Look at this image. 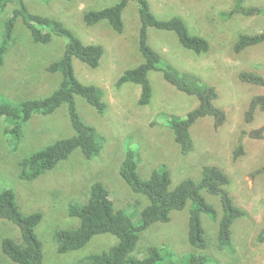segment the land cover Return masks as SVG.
I'll list each match as a JSON object with an SVG mask.
<instances>
[{"label":"rangeland","instance_id":"374dc122","mask_svg":"<svg viewBox=\"0 0 264 264\" xmlns=\"http://www.w3.org/2000/svg\"><path fill=\"white\" fill-rule=\"evenodd\" d=\"M117 1L24 0L32 12L55 17L84 42L103 46L104 52L96 67H89L76 58L72 61L74 74L79 80L102 88L103 100L107 104L103 114L96 112L81 96H74L78 114L95 128L102 147L90 158L75 150L53 169L32 180H22L18 176V162L22 158L58 137L72 133L67 107L63 104L53 113L33 114L22 126L19 137L8 130L14 123L1 118L0 191H12L21 212L41 213L35 233L42 245V264H86V255L114 245L116 236L97 234L80 249L58 253L55 232L78 224L77 217L71 216L68 208L71 204L83 205L95 181L102 182L109 190L114 207L123 209L132 222L138 224L140 211L148 200L131 191L119 175L121 161L128 149L135 153L141 177L147 178L154 169H166L171 187L186 178L197 179L202 163L215 164L229 177L227 189L232 200L248 212L246 217L236 219L231 226L234 252L216 247L217 224L204 213L200 215V221L209 244L205 249H193L189 245L190 202H187L183 209L170 212L169 221L155 222L141 231L130 254L142 256L147 247L153 246L161 249L162 259L158 264H183V256L189 253H209L212 258L208 256L206 264H264V242L253 241L264 226V173L250 176V172L264 162V139L245 138L244 154L233 157L239 131L264 123V111H257L248 126L242 119L249 98L257 93L264 94V87L241 82L237 77L241 70L264 75V42L238 53L233 51V44L239 32L263 30L264 15L234 13L224 19L232 0H147L156 17L180 16L190 34L207 39L209 50L197 55L183 48L172 31L147 30L148 45L179 70L193 73L213 85L218 94L214 104L227 113L226 122L219 128H214L212 119L199 118L190 127L193 149L182 154L167 115L183 117L196 106V98L178 91L156 70L148 73L152 93L148 104H138V84L125 82L116 85L125 69L141 61L137 48L140 25L137 0L127 1L122 12L121 32L115 31L106 21L92 25L83 22V12ZM244 4L264 6V0H245ZM15 26V41L0 66V102L9 104L42 98L57 88L60 76L46 72L45 66L62 55L68 41L66 37L53 36L47 44L35 43L19 21ZM201 193L206 201L221 211L215 196L204 191ZM19 235L18 228L11 221L0 219V241L5 237L17 239ZM0 264L15 263L0 250Z\"/></svg>","mask_w":264,"mask_h":264},{"label":"trees","instance_id":"16d2710c","mask_svg":"<svg viewBox=\"0 0 264 264\" xmlns=\"http://www.w3.org/2000/svg\"><path fill=\"white\" fill-rule=\"evenodd\" d=\"M128 0H119L109 6L99 9H89L83 12L82 19L87 25L106 21L115 31L123 30L122 12ZM139 30L137 48L141 61L134 67L127 68L119 76L116 85L132 82L140 86L138 104L145 105L151 99V86L148 73L151 70L160 71L163 78L178 91L194 96L197 104L187 111L183 117L174 114L167 115L174 140L180 152L187 154L193 149L190 127L199 119H212L214 128H219L227 120L226 110L214 104L218 98L213 85L200 79L199 76L181 71L172 63L163 59L147 43L148 28L172 31L180 45L200 55L209 50L206 38L190 34L184 20L180 16L161 19L150 10L147 0H137ZM245 0H232L231 7L226 10V17L234 13L245 16L264 15V6L244 4ZM19 21L28 31L31 40L39 44H47L53 36L66 37L62 55L50 61L45 71L60 76L56 89L42 98L24 99L9 104L0 102V119L4 118L14 123L8 130L19 137L22 126L33 114H50L63 104L66 105L72 133L60 136L53 142L25 156L19 162L18 176L22 180H32L53 169L59 162L80 150L84 157L90 158L101 149L97 132L94 127L85 123L78 114L74 96H81L96 112L103 114L107 104L103 100L102 88L79 80L73 70V58L80 60L89 67H96L103 55L102 45L84 42L55 17L32 12L24 0H0V66L4 62L8 48L15 41L16 22ZM264 42V28L255 33L239 32L233 44V51L238 53L246 47ZM244 83L264 87V75L241 70L237 75ZM257 111H264V94L252 95L242 113L246 126L251 124ZM164 113V112H160ZM159 114V115H160ZM168 114V113H165ZM5 130V129H4ZM3 130V131H4ZM264 139V123L253 128H242L236 138L233 157L244 154V140ZM137 158L134 151L128 149L120 164L119 175L135 193L145 196L148 203L140 211L138 224L132 222L130 216L113 205L109 190L100 181H95L89 188V195L83 205L71 204L68 208L71 216L77 217L78 224L74 227L60 228L55 232L56 251L66 253L83 247L94 235L109 233L117 238V242L109 248L93 252L84 257L86 264H158L162 259L161 249L153 246L146 248L142 256L130 253L134 249L141 231L155 222L170 220L172 210L183 209L190 202L187 241L193 249H205L209 242L201 225L200 215L207 214L212 222L217 224L215 245L219 250L233 253L234 242L231 238V226L236 219L244 218L248 212L232 200L227 189L229 177L225 170L215 164L202 163L200 176L197 179L186 178L171 187L168 170H152L147 178L140 176L137 168ZM264 173V162L250 172L254 177ZM202 191L215 196L220 206L205 200ZM39 212L25 214L20 211L15 195L10 190L0 191V219L11 221L19 230L17 239L5 237L0 241L1 252L15 264H42V245L35 233L36 225L41 221ZM254 243L264 242V226L253 238ZM212 256L207 253L185 254L183 264H206Z\"/></svg>","mask_w":264,"mask_h":264}]
</instances>
